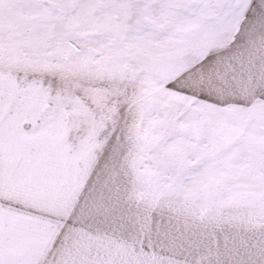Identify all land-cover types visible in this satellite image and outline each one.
I'll use <instances>...</instances> for the list:
<instances>
[{"label":"rangeland","instance_id":"obj_1","mask_svg":"<svg viewBox=\"0 0 264 264\" xmlns=\"http://www.w3.org/2000/svg\"><path fill=\"white\" fill-rule=\"evenodd\" d=\"M237 2L0 0V119L41 154L0 264H264V4ZM45 73L105 106L49 114Z\"/></svg>","mask_w":264,"mask_h":264},{"label":"snow or ice","instance_id":"obj_2","mask_svg":"<svg viewBox=\"0 0 264 264\" xmlns=\"http://www.w3.org/2000/svg\"><path fill=\"white\" fill-rule=\"evenodd\" d=\"M260 2L264 4V0ZM253 7L254 5H248L245 8L237 0H218L217 3L218 14L224 22L239 18L241 12L244 20L247 21L253 14ZM232 42L235 43V40ZM39 83L42 91L52 98L47 103L51 115L58 114L61 108H72L74 106L72 98L75 96H79L93 113L105 106L104 101L93 104L90 91L93 85L87 81H73L67 86H61L54 76L49 79L48 74L45 73ZM40 161V152L16 139L11 126L0 119V191L27 181ZM4 203L8 202L4 201Z\"/></svg>","mask_w":264,"mask_h":264}]
</instances>
